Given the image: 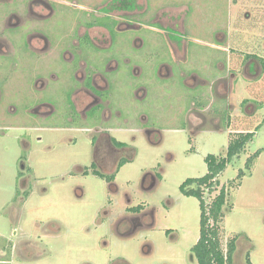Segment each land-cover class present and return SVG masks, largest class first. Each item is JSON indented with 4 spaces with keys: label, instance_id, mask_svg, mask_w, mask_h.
<instances>
[{
    "label": "rangeland",
    "instance_id": "374dc122",
    "mask_svg": "<svg viewBox=\"0 0 264 264\" xmlns=\"http://www.w3.org/2000/svg\"><path fill=\"white\" fill-rule=\"evenodd\" d=\"M70 1L100 7L111 3ZM149 1L172 7L186 0ZM203 1V14L199 16L196 11L188 17L196 26L190 35L193 59L187 72L210 79L213 71L216 73L217 57L223 58L221 70L229 74L225 87L229 96H221L226 97L228 110L224 132H203L196 137L189 133V111L196 105L197 96L184 78L177 76L179 65L172 64L175 77H161L159 68L170 64L172 52L164 35H159V25L153 24V17H145L141 30L126 31L108 50V61L120 63L118 71L107 72V62L99 63L97 59L92 66L111 84H119L112 90L114 98L108 108L114 118L110 122L85 120L69 113L73 90L53 80L73 69L61 53L50 54L45 61L37 55L24 60L23 71L28 78L42 75L51 82L36 96L41 104L51 103L56 112L47 117L24 112L32 103L15 93L22 90L18 95H27L19 72L3 88L0 110L5 115L0 116V131L7 134L0 133V249L11 247L12 242L16 247L36 244L24 257L20 254L12 260L11 255L5 258L0 252V264H197L192 248L200 237V201L183 195L180 188L188 179L208 173V155L226 157L231 136L239 132H254L255 137L246 152L219 177L220 184L230 188L223 245L226 247L230 236L237 238L234 264H247L248 255L252 264H264V64L254 59L257 56L264 60V0ZM66 12L83 13L69 6ZM57 16L58 21L49 24L54 34L62 31L69 17ZM214 31L227 35V54L211 49L218 43ZM138 40L143 42L141 49L135 47ZM136 90L143 91L145 98L136 99ZM30 107L35 110L36 104ZM10 108L24 117L15 121ZM103 110L106 108L98 109V115ZM97 126L130 129L114 134L133 147L118 154L129 162L115 179L116 191L106 179L93 175L95 162L89 134L78 130ZM143 128L152 131L157 145L150 143L140 130ZM259 150L263 153L252 172L239 182L238 174L245 170L247 159ZM105 155L113 160L112 170L116 152L103 149L100 156ZM22 161L34 171V193L23 207L12 202ZM97 170L106 173L101 167ZM145 182H150L147 189ZM138 205H143L148 215L144 226L134 230L122 224V219L129 215V206Z\"/></svg>",
    "mask_w": 264,
    "mask_h": 264
},
{
    "label": "flooded vegetation",
    "instance_id": "af4514ba",
    "mask_svg": "<svg viewBox=\"0 0 264 264\" xmlns=\"http://www.w3.org/2000/svg\"><path fill=\"white\" fill-rule=\"evenodd\" d=\"M202 2L204 1L186 0L181 5L174 6L173 4L172 7H166L162 2H153L152 5L149 0H111L107 7H100L101 5L94 4L81 6L76 1L71 2L70 0H0V100L3 98V88L10 82L12 83L16 73L19 72L23 76L22 80L25 85L23 84L22 88L27 90V95H18L22 90H15V93L32 103V105L27 104L24 112L39 117L54 114L56 109L52 104L47 102L41 104L36 96L38 92L48 89L51 82L42 75L37 76V78H28L26 72L23 71V66H25L24 60L31 55L40 56L45 61L48 55L61 53L66 64L69 66L72 64L74 70L72 69L69 74L68 71H61L62 73L59 76H54L53 80L54 82H64L73 90L70 94L71 105H69V109L71 108L72 111L69 113L73 112L85 120L96 118L95 121L100 119L110 122L114 118L112 111L108 108L114 98L112 90L119 84L117 81H113L111 84L110 79L105 74L100 73L92 66L97 59L99 63L107 62L105 65L107 72L118 71L120 63L115 59L108 61L110 56L108 50L115 46L117 39L121 35L123 36L126 31L141 30L143 21L146 20L144 18L150 16L153 17V24H157L161 28V31H158L159 35H164L172 52L170 64H162L159 68L161 77H175L176 70L172 64H177L180 66L177 76H182L186 85L196 93L197 98L194 102L196 105L189 111V125L187 126L189 133L192 137H196L198 133L203 132H224L228 121V110L226 97L222 98L221 96L228 95L225 87L229 81V74L221 70L224 68L222 65L223 58L218 59L217 57L216 64H214L216 73L213 71V74L209 76V78L212 76L210 79L204 80L203 76L196 75V73L188 74L187 72L190 60L193 59L189 52L190 42H192L190 35L193 32V26H196V23L188 21V17L195 14L196 11L199 16L203 14L204 11L201 7L204 3ZM73 4L75 5L72 6ZM68 6L83 13H68L66 12ZM58 14L69 17L65 21L63 32L54 34L49 24L58 21ZM214 34L218 43L210 46L211 49L218 53L227 54V35H224L222 31H214ZM135 47L141 49L143 42L141 40L136 41ZM136 70L139 71L137 68ZM228 70L230 72V69ZM230 75L234 76V73L232 72ZM72 82L74 83L72 84ZM108 92L110 93L106 94ZM133 95L136 99L144 97L141 90L134 91ZM35 104L36 109L32 110L30 106ZM102 107L106 110L98 115V109L100 110ZM9 110L13 112L11 118H14L15 121L24 117V114L19 113L15 108ZM3 114L5 115L0 110V116H4ZM211 126L213 128H210ZM78 130L89 134L88 141L92 146L95 162L93 175L106 179L112 191H116L118 187L115 184V179L120 170L129 162L122 156L118 157V154L133 149V147L130 148L129 144L118 140L114 134L124 133L130 129L97 126L96 128L83 127ZM140 130L149 137L151 144H158L151 137L152 131L144 128ZM0 133L7 134L1 131ZM189 142L193 144V139H190ZM103 149H114L116 152V166L112 170L113 160L107 155L104 158L100 156ZM97 167L103 168L106 173H100ZM32 177H34L33 169L26 161H22L21 170L16 176L17 182L12 202L16 201L21 207L24 206L27 199L34 193L31 184ZM150 182H145V189ZM155 182L156 179L154 178L153 183L155 184ZM206 199L211 202L208 195ZM145 209L143 205L129 206L126 210L129 215L122 219V224L127 223L134 230L143 227L145 216L148 215ZM35 244H23L21 247H16L12 242L11 247L0 249V252H3L1 256L8 258L11 255V260L16 259L20 254L24 257L28 249L34 247Z\"/></svg>",
    "mask_w": 264,
    "mask_h": 264
},
{
    "label": "trees",
    "instance_id": "16d2710c",
    "mask_svg": "<svg viewBox=\"0 0 264 264\" xmlns=\"http://www.w3.org/2000/svg\"><path fill=\"white\" fill-rule=\"evenodd\" d=\"M254 58L264 64L262 58L257 56H254ZM254 137V132H239L236 136H232L227 156L208 155L205 159L208 173L201 178L188 179L180 188L185 196L195 197L200 201V237L197 244L192 248L197 264H234L237 238L230 236L227 239L226 247L223 245V239L227 235L224 220L227 215L226 205L228 204L230 188L227 185H221L218 191L220 186L219 177L235 158L246 152L247 146L254 140ZM262 153L263 150H259L247 159L245 170H241L238 174L237 179L239 182L252 172ZM207 195L210 197L211 202L207 201ZM247 264H252L249 255Z\"/></svg>",
    "mask_w": 264,
    "mask_h": 264
}]
</instances>
